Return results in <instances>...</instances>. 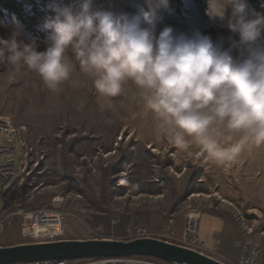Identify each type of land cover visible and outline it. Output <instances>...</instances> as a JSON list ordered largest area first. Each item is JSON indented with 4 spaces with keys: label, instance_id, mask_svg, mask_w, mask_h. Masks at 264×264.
I'll list each match as a JSON object with an SVG mask.
<instances>
[{
    "label": "rangeland",
    "instance_id": "rangeland-1",
    "mask_svg": "<svg viewBox=\"0 0 264 264\" xmlns=\"http://www.w3.org/2000/svg\"><path fill=\"white\" fill-rule=\"evenodd\" d=\"M141 3L93 0V8L134 13ZM183 3L181 15L172 10L162 13L161 28L207 35L212 22L226 28L212 33L214 42L231 34L230 8L221 20L210 17L208 8L204 16L196 0ZM247 4L250 13H258ZM13 15L7 11L0 20L5 22L0 24V37L13 31ZM16 19L23 26L20 39L35 42L43 51L46 38L39 40ZM0 116L21 128L28 151L23 172L0 189V214L4 208L12 215L0 233V245L45 240L27 236L23 213L34 209L63 216L61 239H126L129 227H143L147 236L157 237L170 222L180 239L187 217L196 214L195 237L205 247L237 248L240 258L242 244L251 241L261 250L258 264H264V146L245 145L235 160L222 164L206 154L189 156L188 151L195 149L180 150L170 144L157 132L151 114L134 106L131 111L121 109L119 98L98 97L78 69L56 94L26 66L0 62ZM9 138L0 133V145ZM21 157L18 144L17 173ZM201 244L195 249L203 251ZM239 258L224 262L236 264Z\"/></svg>",
    "mask_w": 264,
    "mask_h": 264
},
{
    "label": "clouds",
    "instance_id": "clouds-1",
    "mask_svg": "<svg viewBox=\"0 0 264 264\" xmlns=\"http://www.w3.org/2000/svg\"><path fill=\"white\" fill-rule=\"evenodd\" d=\"M208 15L226 18L230 35L160 27L169 0H142L134 13L53 2L43 24L46 48L20 39L23 26L0 37V62L23 65L51 93L79 73L100 98L151 114L157 132L189 156L222 164L245 145L264 146V16L247 0H208ZM0 21V24H4ZM7 26V25H5ZM226 46V47H225ZM115 111V106L109 103Z\"/></svg>",
    "mask_w": 264,
    "mask_h": 264
},
{
    "label": "built area",
    "instance_id": "built-area-1",
    "mask_svg": "<svg viewBox=\"0 0 264 264\" xmlns=\"http://www.w3.org/2000/svg\"><path fill=\"white\" fill-rule=\"evenodd\" d=\"M21 128L14 125L7 116H0V133L9 135L10 138L0 145V189L9 186L17 176L24 170V161L28 151L21 140ZM18 144L22 147V157L19 160L20 171L16 172V156ZM26 221L27 236L32 239L46 237L45 240L61 239L65 233V221L60 213L49 209H34L23 213ZM12 215L7 214L3 208L0 214V233L9 226ZM199 216L190 214L186 219L183 235L180 239L176 238L175 225L167 223L157 237L168 241L177 242L192 248L200 247L195 237L198 229ZM126 239L147 236V230L143 227H129L126 231ZM149 236V235H148ZM179 240V241H178ZM242 254L236 264H258L260 247L254 242L246 241L242 244ZM15 264H176L167 262L158 258L142 255L126 257H101L85 259H64V260H46L36 262H20Z\"/></svg>",
    "mask_w": 264,
    "mask_h": 264
},
{
    "label": "water",
    "instance_id": "water-1",
    "mask_svg": "<svg viewBox=\"0 0 264 264\" xmlns=\"http://www.w3.org/2000/svg\"><path fill=\"white\" fill-rule=\"evenodd\" d=\"M134 255L176 264H229L198 249L154 236L132 239L71 238L0 245V264Z\"/></svg>",
    "mask_w": 264,
    "mask_h": 264
},
{
    "label": "trees",
    "instance_id": "trees-1",
    "mask_svg": "<svg viewBox=\"0 0 264 264\" xmlns=\"http://www.w3.org/2000/svg\"><path fill=\"white\" fill-rule=\"evenodd\" d=\"M50 0H0V20L4 18L5 12L13 13L22 22L26 28L39 40H44L48 33L43 30L45 20L53 15L47 5ZM64 5H74L77 0H62ZM199 11L206 16L208 0H196ZM247 2L264 16V0H247ZM183 0H169V8L178 14L183 13ZM226 30L225 27L216 23L210 24L205 30L207 35H212L214 31ZM230 32V31H229Z\"/></svg>",
    "mask_w": 264,
    "mask_h": 264
},
{
    "label": "crops",
    "instance_id": "crops-1",
    "mask_svg": "<svg viewBox=\"0 0 264 264\" xmlns=\"http://www.w3.org/2000/svg\"><path fill=\"white\" fill-rule=\"evenodd\" d=\"M198 241L199 238L197 237ZM216 239V238H215ZM201 244V241H199ZM19 243V242H17ZM216 244V242H215ZM203 246V251L219 260L222 261H229L232 259H238L241 253V250H238L237 248H229V247H225V246H220L216 249V245H214L213 247H205V244L202 243L201 244ZM220 248V249H219Z\"/></svg>",
    "mask_w": 264,
    "mask_h": 264
},
{
    "label": "bare ground",
    "instance_id": "bare-ground-1",
    "mask_svg": "<svg viewBox=\"0 0 264 264\" xmlns=\"http://www.w3.org/2000/svg\"><path fill=\"white\" fill-rule=\"evenodd\" d=\"M121 2V1H120Z\"/></svg>",
    "mask_w": 264,
    "mask_h": 264
}]
</instances>
